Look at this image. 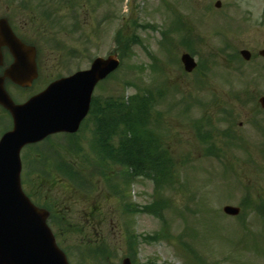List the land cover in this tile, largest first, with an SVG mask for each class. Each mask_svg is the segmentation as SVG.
Masks as SVG:
<instances>
[{
    "label": "rangeland",
    "instance_id": "374dc122",
    "mask_svg": "<svg viewBox=\"0 0 264 264\" xmlns=\"http://www.w3.org/2000/svg\"><path fill=\"white\" fill-rule=\"evenodd\" d=\"M216 1L110 0L92 14L89 11L90 0H73L79 5V18L83 25L80 32L75 33L71 32L73 20L68 15L69 4L62 2L55 18L57 23L53 24L35 20V16H39L37 0L26 9L27 17L34 21L28 24L29 31L40 35L39 40L46 45L45 48L54 50L48 32L62 42L59 67L63 75L89 67L93 57L112 53L119 45L117 39L114 40L117 29L131 21L128 15L130 8L133 18L139 23L157 25L156 29L150 26L134 29L143 42L135 44L133 51L122 57V64L114 76L103 81L95 92L117 97L118 94L130 95L136 92L137 87L161 85L167 90L152 110V116L159 118L153 128L158 129L160 140L169 151L166 157L176 159V181L164 184L157 192L154 182L143 176L130 182L128 189L130 199L140 206L152 203L155 192L159 196L160 191L163 197L173 202L165 209L169 234L162 235V239L157 241L141 243L139 260L142 263L150 259L159 263L195 264L189 262L178 246V235L186 231L185 239L208 264H264V225L251 205L252 201L257 202L259 195L264 196V110L258 102L264 94V58L259 54V50L264 48V0H220V7L215 5ZM14 3L19 4L18 1ZM108 9L115 11L117 16L95 30V23ZM173 11L181 14L182 28L195 37V48L199 50L195 55L198 65L206 62L210 66L209 71H204L206 77L200 75V68L190 73L184 70L180 57L187 50L183 46L176 48L170 43V46L167 44L170 52L161 49V28L176 19ZM22 13L23 9H20ZM131 30L129 28L130 34ZM82 33L91 41L86 42L80 36ZM181 33L173 32L170 38L176 39ZM145 47L155 53V62ZM244 48L251 52L249 60L239 53ZM169 56H172V62ZM55 57L58 56L52 52V62ZM160 66H163V72ZM183 98L190 102L199 98L202 104L193 102L186 113L182 110L184 104L178 103ZM98 117L94 114L82 134L81 140L90 152L98 151V143L95 142L96 147L93 144ZM206 119H210L212 124L209 125ZM199 122L207 124L204 131L211 129L213 132L210 140L215 139V144L221 147L219 158L208 154L209 143L196 136L195 125ZM224 131L235 135L236 139L231 141ZM107 163L112 176L124 167L112 163L111 159ZM96 172L90 175L97 183L96 189L104 188L102 176ZM57 189L62 196L71 197L67 184L58 183ZM96 189L92 198L100 204L102 199L104 210L109 212L102 214L106 220L98 227L96 237L87 231L81 232L84 220L74 225L80 223L78 220L82 214V218L87 216L83 213V205L72 204L69 212L73 226L64 233L65 242L62 244L70 247L80 240L103 238L111 245L116 243L114 247L121 246L120 259L118 256L113 259L120 263L124 253L122 225H125L128 215L122 213V205L118 201L113 197H108V200L101 198L99 195L102 194ZM104 189V193H109L107 187ZM246 197L250 198L244 203V218L223 212L224 205H239ZM186 206L188 208L184 209ZM131 218V227L140 234L156 233L162 227L161 221L150 213L133 214ZM80 258L79 253L72 256L75 263L80 262ZM98 263V260L85 255L84 264Z\"/></svg>",
    "mask_w": 264,
    "mask_h": 264
},
{
    "label": "water",
    "instance_id": "95a60500",
    "mask_svg": "<svg viewBox=\"0 0 264 264\" xmlns=\"http://www.w3.org/2000/svg\"><path fill=\"white\" fill-rule=\"evenodd\" d=\"M241 53L249 59L248 50H242ZM260 54L264 56V49ZM182 59L188 70L193 68L194 60L188 54L183 55ZM116 63L113 56L108 59L97 58L90 70L63 79L62 97L57 98L61 101L57 125L48 123L57 119L58 105L52 106L51 102L49 107L39 104L44 98L54 99V87L42 98L32 99L31 103L34 104L31 106L30 103L13 105L6 102L0 92V101L19 121L9 134L10 143L6 136L0 145V264H70L46 223L49 212L35 206L22 190L20 149L25 142L38 140L49 132L76 130L88 111L95 83L115 68ZM260 102L264 107V97ZM224 210L230 214L240 211L234 206H225ZM123 264L130 262L126 259Z\"/></svg>",
    "mask_w": 264,
    "mask_h": 264
},
{
    "label": "flooded vegetation",
    "instance_id": "af4514ba",
    "mask_svg": "<svg viewBox=\"0 0 264 264\" xmlns=\"http://www.w3.org/2000/svg\"><path fill=\"white\" fill-rule=\"evenodd\" d=\"M9 1V3H7ZM15 1H18V6L15 5ZM24 4H21V0H6L0 1V19L8 18L12 30L17 38L25 43L27 46L34 45L35 50L32 52L29 49L23 50L20 61H17L15 56V50L10 47L11 41L8 44L0 42V87L5 88L8 94L16 102H24L28 97L36 94L47 87L49 83L62 76L60 71V57L61 48H45L41 44L39 38L40 35L37 33H31L29 31V25L33 23V19L27 17L28 6L34 4V0H23ZM41 3L37 1L36 6L38 9L39 16H35V20L46 23L52 18L51 2L52 0L46 1L41 0ZM55 14L61 9V0H55ZM20 9H23V13L20 14ZM42 12V13H41ZM28 29V30H27ZM8 34L6 32L0 33V36ZM11 35V34H9ZM52 37V33H48V38ZM35 40H38L36 42ZM54 52V62H52L50 55ZM24 68V72L20 75L23 77L24 82L27 84L21 85L15 83L12 78L8 75V71L15 67ZM33 62L36 65V72L32 70ZM14 73V71H13ZM13 118L10 112L0 104V138L2 135L13 127Z\"/></svg>",
    "mask_w": 264,
    "mask_h": 264
},
{
    "label": "trees",
    "instance_id": "16d2710c",
    "mask_svg": "<svg viewBox=\"0 0 264 264\" xmlns=\"http://www.w3.org/2000/svg\"><path fill=\"white\" fill-rule=\"evenodd\" d=\"M150 103L148 96L136 94L121 103L107 101L104 110L110 114H119L121 117L111 116L108 118L111 123L116 122L113 129L119 127L118 123H122L126 129V147L123 149L126 156L125 165L134 175L154 176L158 181L167 175V171L170 174V165L166 164L167 157L163 150L155 149L152 146L151 134H154V131L149 126L151 122ZM100 105L96 104L95 108H99ZM170 180L172 181L171 177ZM259 202L258 205L255 204V210L264 219V198H261ZM153 213L162 217L158 209H154Z\"/></svg>",
    "mask_w": 264,
    "mask_h": 264
}]
</instances>
